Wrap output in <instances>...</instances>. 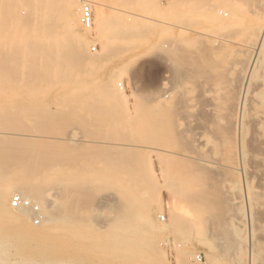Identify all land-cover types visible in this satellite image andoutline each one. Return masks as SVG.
<instances>
[{"label": "rangeland", "instance_id": "obj_1", "mask_svg": "<svg viewBox=\"0 0 264 264\" xmlns=\"http://www.w3.org/2000/svg\"><path fill=\"white\" fill-rule=\"evenodd\" d=\"M98 1L82 53L0 36V183L44 193L4 198L0 264H264V0Z\"/></svg>", "mask_w": 264, "mask_h": 264}, {"label": "bare ground", "instance_id": "obj_2", "mask_svg": "<svg viewBox=\"0 0 264 264\" xmlns=\"http://www.w3.org/2000/svg\"><path fill=\"white\" fill-rule=\"evenodd\" d=\"M90 1L92 4V8H95V10H96L95 11L96 20H94V27H92L91 29L86 30V31L89 32L90 34L94 35V37H97L99 35V33L102 30H104L106 25H108V24H106V23H108V22H106L107 15L105 14L106 10L102 7V5L99 3L98 0H90ZM130 3H131V1H130ZM79 5H80L79 0H0V36L1 35L5 36V34L6 35L11 34L13 27L16 31L13 30L12 32H14V33L16 32V34L19 33L18 30H20L23 34H26L29 31L30 32L32 31V33L38 32L39 34H37V35L42 34L43 37L45 36V37L49 38L50 40H58L60 35L63 34L64 37L62 36L63 39L61 41H64V42H61V43H60V41L52 42L51 44L48 45L47 49H49V48L51 49V47H53L57 51V50L63 48L62 50H64V51L69 50V52L74 51L77 54L80 52L82 53L84 50L83 46L85 47L84 41L82 40L83 38H80L77 35H73V31L80 24V23L78 24V22H79V18H78ZM22 8H24L25 9L24 11L27 12L26 16H22V14H21ZM116 9L117 8L115 7V10ZM125 9H127V8H125ZM118 10H120V9H118ZM120 11H118L119 15H120ZM123 12L125 13L124 17L126 19L131 18L127 11L124 10ZM121 13H122V11H121ZM115 16H116V14H115ZM117 17H121V16H118V13H117ZM77 18H78V20H77ZM120 20L122 22V19H120ZM118 28H119V24H118ZM118 28H117V30H119ZM122 28L124 29V31H127V29L131 31V29L129 28V24L127 26L122 27ZM125 28H127V29L125 30ZM9 29H10V32L8 33ZM107 29H108V27H107ZM107 29H105V30H107ZM121 31H123V30H121ZM121 31H119L118 36H119V34H121ZM21 32L19 34H22ZM129 32L127 31L126 33H129ZM124 33L125 32H122V34L120 36H122V35L125 36L126 33L125 34ZM109 37H111V36H108V38ZM260 43H261V40H260ZM104 46H106V45H104ZM253 48H255V47H253ZM102 86H105V85H102ZM104 90H106V88ZM104 90H103V92H105ZM108 92L110 93V91H108ZM112 93H114V92H112ZM115 96L116 95H114V98H115ZM111 98H113V97H111ZM116 99H119V97ZM0 142H1V140H0ZM1 145L2 144H0V146ZM1 149H3V148H0V150ZM7 153H9V152H7ZM9 154H11V152ZM1 155H2V153H1ZM0 162H2V161L0 160ZM10 162L12 164L14 163L12 161H10ZM23 162H25V161H23ZM18 163H19V165L21 164V166L23 165L22 167H23V169L25 168V171L27 170L26 172L30 171V173H29V176L27 177V179L24 178L27 181L24 180V182H23V178H22V182H21V180H19L21 183H17L18 179H16V178H18L20 175L17 177V174H15L16 170L15 171L13 170V171L7 173V175H5L6 180H4L2 183H0V210H1V212H0V219H1L0 221L1 222L0 223H2L3 221L4 222L11 221V223H12V220H14L16 218L17 214H13L12 208L11 209H9V208L4 209V207H2V202H3L4 198L8 197L12 191L16 192V194H18L20 197L26 198L27 200H35V202L37 201L38 203L40 202V200H42L41 198H42V195L44 194V193L42 194V189L40 188V186L37 183L38 182L37 177H36V176H38V174H36V172L38 170V169H36L37 167H31V165L29 167L28 162H25L26 165H25V163L24 164L21 163V161H18ZM14 169H15V167H14ZM160 174H162V173H160ZM20 178H21V176H20ZM1 181L2 180H0V182ZM17 184H18V188L16 189L15 186ZM42 188H45V187H42ZM14 210H16L18 212V214H21V215L23 214L22 209H14ZM24 211H26V210H24ZM41 217L43 219L44 215L41 214ZM17 219H18V217H17ZM54 220H55V218L52 217L51 214H48L47 221L52 223ZM18 222H19V220H18ZM57 222H56V224L54 222V225H57ZM5 224H8V223H5ZM16 225H18V223ZM58 227H60V226H58ZM60 230H61V228H60ZM31 232H34L33 234L37 237H44V238H46V236H49L50 234H51L50 235L51 237H53L55 235L54 236L55 240L59 237L65 236V232L61 233L58 229L56 230L53 225H48L47 227H43L42 229L36 230V231H33L31 229ZM51 237H49V238H51ZM44 238H41V239H44ZM251 255H252L251 252H249L250 257H252ZM0 262L4 263L3 262V252L1 250V248H0Z\"/></svg>", "mask_w": 264, "mask_h": 264}, {"label": "built area", "instance_id": "obj_3", "mask_svg": "<svg viewBox=\"0 0 264 264\" xmlns=\"http://www.w3.org/2000/svg\"><path fill=\"white\" fill-rule=\"evenodd\" d=\"M80 9H79V23L83 29L89 30L93 27V12L92 4L90 0H79ZM94 51V49H93ZM118 87L121 88V85L118 84ZM10 205L13 209H25L28 210L33 215V222L39 224L42 220L41 211L39 207L33 204L31 201L20 197L19 195H14L11 198ZM164 217L161 216L160 220L164 221ZM200 260V256L197 257Z\"/></svg>", "mask_w": 264, "mask_h": 264}]
</instances>
